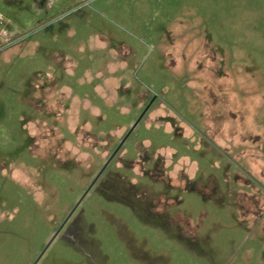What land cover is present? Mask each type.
<instances>
[{"label":"rangeland","instance_id":"rangeland-1","mask_svg":"<svg viewBox=\"0 0 264 264\" xmlns=\"http://www.w3.org/2000/svg\"><path fill=\"white\" fill-rule=\"evenodd\" d=\"M0 13V264H264V0Z\"/></svg>","mask_w":264,"mask_h":264},{"label":"water","instance_id":"water-1","mask_svg":"<svg viewBox=\"0 0 264 264\" xmlns=\"http://www.w3.org/2000/svg\"><path fill=\"white\" fill-rule=\"evenodd\" d=\"M140 122V119L138 121H136V123L130 128V130L128 131V133L126 134V136L123 138L122 142L119 144V146L117 147V149L113 152V154L111 155V157L109 158V160L106 162L105 166L101 169L100 173L98 174V176L96 177V180L94 183H96L99 178L101 177V175L103 174L104 170L108 167V165L110 164V162L112 161V159L115 157V155L117 154V152L120 150V148L123 146V144L125 143V141L128 139V137L130 136V134L133 132V130L136 128V126L138 125V123ZM94 183L89 187V189L86 191L85 195L83 196V198L80 200V202L78 203V205L82 202V200L85 198V196L88 194V192L91 190V188L93 187ZM70 217V216H69ZM69 217L67 218L66 222L68 221ZM65 222V223H66ZM59 232H57L53 238L51 239L50 243L48 244L47 248L50 246V244L56 239V237L58 236ZM47 248L45 249V251L47 250ZM45 251L42 253V255L45 253ZM41 255V256H42Z\"/></svg>","mask_w":264,"mask_h":264},{"label":"built area","instance_id":"built-area-1","mask_svg":"<svg viewBox=\"0 0 264 264\" xmlns=\"http://www.w3.org/2000/svg\"><path fill=\"white\" fill-rule=\"evenodd\" d=\"M83 1H88V0H83ZM6 24L5 17L3 16L2 13H0V26H4ZM0 36L2 39L6 40L8 44H13L15 42V37L10 33V31L4 27L1 28L0 30Z\"/></svg>","mask_w":264,"mask_h":264},{"label":"trees","instance_id":"trees-1","mask_svg":"<svg viewBox=\"0 0 264 264\" xmlns=\"http://www.w3.org/2000/svg\"><path fill=\"white\" fill-rule=\"evenodd\" d=\"M112 154H113V152H112ZM102 175H103V174H102ZM102 175H101V176H102ZM100 178H101V177H100Z\"/></svg>","mask_w":264,"mask_h":264}]
</instances>
